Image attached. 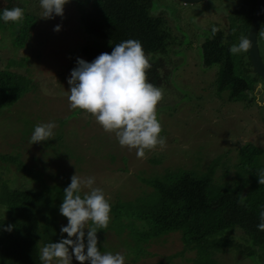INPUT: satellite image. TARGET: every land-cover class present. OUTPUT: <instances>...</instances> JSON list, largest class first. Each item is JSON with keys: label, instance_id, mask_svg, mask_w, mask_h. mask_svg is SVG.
<instances>
[{"label": "rangeland", "instance_id": "374dc122", "mask_svg": "<svg viewBox=\"0 0 264 264\" xmlns=\"http://www.w3.org/2000/svg\"><path fill=\"white\" fill-rule=\"evenodd\" d=\"M247 1L183 4L179 0H151L150 14L163 17L168 39L166 51L154 54L163 63V82L158 87L163 88L164 99L157 106V118L166 145L146 150L145 156L138 158L136 149L121 147L115 134L105 132L94 116L70 107L71 70L77 66L78 57L88 61L87 56L77 54L93 42L78 21L75 0L65 5L62 17L54 15L52 19L41 17L40 0H0V11L20 7L34 17L24 42L17 45L14 37L19 23H6L3 11L0 14V70L23 84L20 95L0 106V154L11 156L0 159V189L3 183L11 188L41 187L43 180L35 176L37 173L49 185L71 181L76 174L93 177L92 187L98 185L106 194L117 192L122 198L136 200L153 193L151 178L178 167L213 174L218 185L232 187L240 179L238 148L246 143L258 147L255 161L264 167V103L257 102H264V81L254 79L255 87L247 98L230 100L228 90L216 85L218 65L205 66L200 47L213 38L214 30L221 29L227 35L231 26L237 31L230 34V45H238L241 37H246L241 23L244 25L253 11ZM245 3L248 9H244ZM56 25H60L59 31H54ZM257 43L264 57V17ZM242 53H233L234 68L252 78L253 71ZM53 121L57 125L55 138L31 144L35 126ZM82 190L90 191L87 187ZM228 232L239 243H246L238 228ZM108 235L111 238H107L106 252H119L129 260L135 259L136 264H149L170 255L169 264H192L195 256V249L184 247L179 231L141 242L139 246L147 251L145 257L144 253L134 255L130 249L133 241L125 234ZM239 249L235 245L215 251L216 264L263 262L248 251L240 254ZM78 262L73 256L72 264ZM51 264L58 261L54 259Z\"/></svg>", "mask_w": 264, "mask_h": 264}, {"label": "trees", "instance_id": "16d2710c", "mask_svg": "<svg viewBox=\"0 0 264 264\" xmlns=\"http://www.w3.org/2000/svg\"><path fill=\"white\" fill-rule=\"evenodd\" d=\"M75 4L78 21L93 40L77 55L83 54L88 62H92L101 53H111L122 41L139 40L152 65L147 73L148 80L156 86L163 82L160 77L162 59L154 58V54L166 51L168 39L163 17L150 14L151 0H75ZM250 18L244 25L241 23L246 38ZM33 25L34 17L24 12L14 37L15 44L24 42ZM234 31L237 27L231 26L227 35L221 29L214 30L213 38L206 39L200 47L203 64L218 65V89L228 90L230 100H239L247 98L255 87L254 79L261 78L251 67L248 51L242 53V58L243 55L247 57L254 78L235 70V57L230 51V34ZM22 85L21 79L0 70V106L20 95ZM257 151L258 147L249 143L238 148L240 179L232 187L218 185L213 174H198L181 167L168 170L161 176L155 175L149 180L153 193L136 200L122 198L117 192L106 194L98 185L93 186L103 191L111 205L108 227L97 231L98 248L102 253L108 249L107 238H111L108 232L115 237H124L125 234L133 241L130 249L134 255L144 253L145 257L147 251L139 246L141 242L179 231L184 247L195 249L192 264H216L215 251L235 245L240 247V254L248 251L260 258L257 261L264 263V230L257 227L261 223L259 213L264 210V185L258 182L257 173L264 167L255 161ZM10 158L8 154H0V159ZM35 176L43 180L41 187L11 188L3 183L0 189V264H43L40 259L43 247L67 238V233H61V227L68 224V219L60 213V205L64 189L71 181L49 185L43 176L38 173ZM89 192L82 190L80 194L83 196ZM8 225L13 226L11 231L5 230ZM230 228L241 230L246 243L235 240L228 232ZM39 244L42 247L38 248ZM171 256L149 264H169ZM134 260L125 258V264H136Z\"/></svg>", "mask_w": 264, "mask_h": 264}, {"label": "clouds", "instance_id": "9594fccd", "mask_svg": "<svg viewBox=\"0 0 264 264\" xmlns=\"http://www.w3.org/2000/svg\"><path fill=\"white\" fill-rule=\"evenodd\" d=\"M68 2L40 0L41 17H62ZM23 18L24 10L20 7L5 8L2 14L6 23H20ZM59 30L60 25H56L54 31ZM250 47V40L241 37L240 43L233 45L230 51L234 54L247 52ZM151 67L141 42L129 39L116 44L111 53H101L92 62L78 57L77 66L71 70L68 80L71 86L68 96L70 107L94 116L105 132L115 134L121 147L136 149L138 158H143L146 150L166 145V138L160 135L163 129L157 118V106L164 99V91L148 80L147 73ZM257 102L264 103L259 99ZM56 127L54 121L37 124L30 143L55 138L53 130ZM257 175L258 182L264 185V170ZM93 184V177L81 178L76 174L71 177L60 205V213L68 219V224L61 227V233H67V238L43 247L40 253L43 264H51L54 259L58 264H72L73 256L80 264H125L123 254L102 253L97 246V231L108 227L111 205L103 191L92 187ZM84 187L90 192L82 196L80 193ZM259 219L261 223L257 227L264 230V210L260 211ZM12 227L8 225L5 230L11 231Z\"/></svg>", "mask_w": 264, "mask_h": 264}, {"label": "water", "instance_id": "95a60500", "mask_svg": "<svg viewBox=\"0 0 264 264\" xmlns=\"http://www.w3.org/2000/svg\"><path fill=\"white\" fill-rule=\"evenodd\" d=\"M184 4H193L202 0H179ZM264 12V0H256V7L252 15L248 31L247 38L251 42V47L248 50L249 61L252 69L264 80V63L260 57L258 44H257V33L261 18Z\"/></svg>", "mask_w": 264, "mask_h": 264}, {"label": "flooded vegetation", "instance_id": "af4514ba", "mask_svg": "<svg viewBox=\"0 0 264 264\" xmlns=\"http://www.w3.org/2000/svg\"><path fill=\"white\" fill-rule=\"evenodd\" d=\"M202 1H204V0H202ZM181 2V1H180ZM201 2V1H200ZM198 3V2H197ZM247 3L249 4V6H251V8L253 9V11H252V15H253V13H254V10H255V7H256V0H248L247 1ZM247 3H245L244 5H243V7H244V9H248L249 7H247ZM184 4V3H183ZM202 6V5H201ZM200 7V6H199ZM219 16V15H218ZM263 17H264V12H263V16H262V18H261V21H262V19H263ZM221 18V17H220ZM222 18H225V16H223ZM261 21H260V23H261ZM259 26H260V24H259ZM259 29V28H258ZM258 44V43H257ZM258 49H259V47H258ZM259 54H260V57H261V59H262V61H263V63H264V57L262 56V54L260 53V51H259ZM261 81H264V80H262V79H259L258 80V82H261Z\"/></svg>", "mask_w": 264, "mask_h": 264}]
</instances>
